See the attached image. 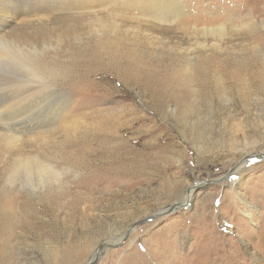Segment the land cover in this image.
<instances>
[{"label": "rangeland", "instance_id": "1", "mask_svg": "<svg viewBox=\"0 0 264 264\" xmlns=\"http://www.w3.org/2000/svg\"><path fill=\"white\" fill-rule=\"evenodd\" d=\"M0 113V264H264V0H0Z\"/></svg>", "mask_w": 264, "mask_h": 264}, {"label": "bare ground", "instance_id": "2", "mask_svg": "<svg viewBox=\"0 0 264 264\" xmlns=\"http://www.w3.org/2000/svg\"><path fill=\"white\" fill-rule=\"evenodd\" d=\"M165 6L167 5V4H164ZM168 6V5H167ZM18 21V17L17 16H13V17H11V21H9V22H7L5 25H4V27H7V26H10L12 23H15V22H17ZM217 29H214L213 31H216ZM11 50V49H10ZM8 51V50H7ZM7 54H10V51H8V52H6ZM14 54H15V52L13 53V51H12V54H11V56L12 57H14ZM19 57V56H18ZM21 60V59H20ZM23 64H25V65H27V63H26V61H24V63ZM30 70H31V68H30ZM1 120H2V113H0V127H1V125H2V123H1ZM232 171H230L229 172V174L231 173ZM229 174H227V176L229 175ZM226 176V177H227ZM225 177V178H226ZM8 197V196H7ZM2 198V197H1ZM10 199L12 200V201H15V196L14 197H12V196H10ZM189 199H190V194H188V196L186 197V201H189ZM3 200H5V199H3ZM2 200V201H3ZM4 202V201H3ZM6 202V201H5ZM4 202V203H5ZM11 203V202H10ZM186 203V202H185ZM178 205H180V204H178ZM12 206H13V203H12ZM12 206H7V202H6V204H0V215L2 214V213H5L7 210H11L12 209ZM180 206H182V205H180ZM9 207V208H8ZM14 209H16V206L14 205ZM4 215V214H3ZM5 216V215H4ZM4 216L2 217L3 219V221L6 219H8V218H5L4 219ZM6 217V216H5ZM8 221V220H7ZM1 222V221H0ZM6 223L7 222H5V225H6ZM2 224V223H1ZM3 224H4V222H3ZM1 227V226H0ZM4 238H5V236H4ZM4 238H0V239H4ZM4 248V247H3ZM4 251V250H3Z\"/></svg>", "mask_w": 264, "mask_h": 264}, {"label": "water", "instance_id": "3", "mask_svg": "<svg viewBox=\"0 0 264 264\" xmlns=\"http://www.w3.org/2000/svg\"><path fill=\"white\" fill-rule=\"evenodd\" d=\"M188 191L191 192V189H188ZM176 206H178V205H175V207H176ZM168 209H169V210H172L173 208H172V207H169ZM128 231H129V230H128ZM106 246H108V245H105V244L100 245V246L98 247L97 251L95 252L94 256H93L94 259H93L91 262H89L88 264H93V263L96 261L97 257L99 256L100 251H101L104 247H106ZM109 247H110V246H109Z\"/></svg>", "mask_w": 264, "mask_h": 264}, {"label": "snow or ice", "instance_id": "4", "mask_svg": "<svg viewBox=\"0 0 264 264\" xmlns=\"http://www.w3.org/2000/svg\"><path fill=\"white\" fill-rule=\"evenodd\" d=\"M233 179H236V177H233Z\"/></svg>", "mask_w": 264, "mask_h": 264}]
</instances>
